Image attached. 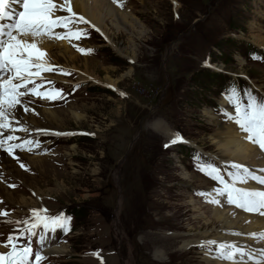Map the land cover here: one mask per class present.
Wrapping results in <instances>:
<instances>
[{"label": "rangeland", "instance_id": "374dc122", "mask_svg": "<svg viewBox=\"0 0 264 264\" xmlns=\"http://www.w3.org/2000/svg\"><path fill=\"white\" fill-rule=\"evenodd\" d=\"M258 1L127 0L122 11L131 15L127 19L131 28L117 29L106 20L101 34L87 24L96 35L82 45L92 52L79 57L91 61L85 78L100 80L101 89L90 92L84 86L81 98L72 97L70 107L83 117L80 122L65 117L56 129L41 115L36 118L38 127L81 132L84 139L72 148L67 143L57 148L63 150L61 163L45 158L43 165L32 168L21 161L27 171L18 167L6 172L37 196L16 182L15 190L0 187L2 204L26 203L35 210L47 209V214L65 206L90 208L77 223L65 254L78 255L93 247L97 254L88 258L92 264H197L191 240L209 232L208 215L204 219L202 211L188 205L184 187L197 186L198 180L183 179L161 121H167L170 130L179 126L186 137L214 152L204 116L192 106L193 83L209 64L212 48L225 47L229 36L264 48V31L260 32L264 16L259 22ZM260 11L264 15V6ZM100 45L109 52V62L97 53ZM51 52L50 60L59 66L83 71V61L71 65L55 48ZM225 67L253 78L264 92V64ZM70 81L77 82L64 78V86ZM185 243L189 244L182 248ZM108 250L115 256L106 257ZM158 251L161 259L155 257Z\"/></svg>", "mask_w": 264, "mask_h": 264}, {"label": "snow or ice", "instance_id": "6c2138e0", "mask_svg": "<svg viewBox=\"0 0 264 264\" xmlns=\"http://www.w3.org/2000/svg\"><path fill=\"white\" fill-rule=\"evenodd\" d=\"M111 2L118 7L123 6L120 0H111ZM17 5L20 10L17 9ZM58 13H66V15ZM80 23L90 24V21L73 9V0H0V151L16 159L19 167L25 171L28 168L25 163L20 162L16 152H31L39 147V141L18 136L17 132H25L29 135L33 131L44 135H71V133H50L45 129L33 130L28 122L18 115V113L38 114L35 113V109L29 107L33 97L49 101L63 98L61 90L40 91L44 85L36 83L37 79H42L43 72L55 70L53 66L41 62L47 53L39 48L38 40L39 38L80 39L85 33L78 27H73ZM57 29L64 31L58 32ZM29 37L31 39H28ZM224 96L232 109L230 112L225 111L227 118L246 134L244 139L247 142L258 146L264 152V95L231 85ZM176 142L177 138L171 141V143ZM196 166L198 171L220 185L212 190L215 196H212V193H200L206 197L211 196L208 203L221 205V200L216 199L218 196L229 206H235L246 213H258L264 216V189L237 186V184L247 185L249 181L264 185V176L256 174L258 171L264 172V168L253 169L242 163L226 162L222 169L217 163L205 161L201 157L196 158ZM222 170L227 173L230 182L221 175ZM9 187L14 188L15 185L10 184ZM47 212V209L32 210L31 219L23 221L28 228L19 230V235H9L8 241L3 245L9 248V251L0 253V264H42L47 258L43 255V247L48 234H54L57 229L66 232L71 220V217L62 214L50 216ZM0 215L7 216L8 213L0 212ZM8 222L21 223V221ZM39 228L43 229L37 239L40 247L34 251L32 238L37 237L36 229ZM25 233H27L26 237ZM232 234L264 242V231ZM25 238L27 243H19ZM199 247L204 248L214 259L224 261L226 264H264V246L253 247L249 244L210 239L202 241Z\"/></svg>", "mask_w": 264, "mask_h": 264}, {"label": "bare ground", "instance_id": "6f19581e", "mask_svg": "<svg viewBox=\"0 0 264 264\" xmlns=\"http://www.w3.org/2000/svg\"><path fill=\"white\" fill-rule=\"evenodd\" d=\"M16 7L18 10H20L18 5ZM73 9L77 11L79 14L83 15L88 21H90V24L88 25L91 27L94 25L95 27L93 28H95L96 30L98 29L97 31L100 32L101 34H103L102 27L106 20H111L112 22H114L115 27L117 29L119 28L125 29V27H130V28L132 27V25L127 22V19L130 18L131 15L129 16L128 14L123 12L121 9L114 7L112 3H110L109 0H73ZM58 14L66 15V13H58ZM28 39H31V37H29ZM38 46L41 50L47 53V56L42 58V61H41L44 64H48L50 63V61H53L52 59L50 60V58L52 57L50 52L54 50L55 48L56 50H58L57 53L61 54L64 59H68V62L70 61L71 65L77 60H81L85 63L84 69L82 72L80 70H79L80 72L77 71L78 70L77 68L76 69L72 68V70H75L80 75L78 76L79 78L83 76L84 78H81V79H89V80H92L102 85L100 83L101 82L100 80L97 81L94 78H85L86 75H90L87 64L90 63L91 61L87 58L80 59L79 56L78 57L74 56L71 50H68L69 47L67 46V43H63L60 40H58L57 42L56 39L54 38L53 39L39 38ZM53 63L57 66L59 65L56 62H53ZM65 68H69V66ZM106 82L108 83V85L113 87V84H114L113 80H110L108 78ZM59 109H49V108L40 109L39 108V109H36V112L39 115H41L45 121L57 126L55 127L56 129H59V127L63 123L62 120L65 117L66 118L69 117L74 122H80L83 120V117L80 116V114L79 115L77 114L76 108L69 107L67 109H62V108H59ZM18 115H20V117L23 120H26L29 125L38 126L37 120L35 117H31L23 113H18ZM153 126L154 128L155 127L159 128L158 123H154ZM210 134H212L210 137V144L212 145L215 151L214 154L217 155L222 160L228 159V161H232V162H236V161H239L242 163L245 162V164H248V165H257V166L264 165V162L260 161L257 153L251 147V143L248 142L247 145L244 144V142H246V140L244 139L245 135H243L242 137L241 135L240 137L237 136L232 126L228 128H219V129L213 130ZM16 135L21 136V133L16 134ZM168 139L169 141H171L169 137ZM74 149H70V150H74ZM19 159L20 161L25 162L27 165H29V167H32V168L43 165L42 163L46 160L45 158L37 157L34 155H25V154H20ZM0 168L3 169L5 172L13 173L16 169H18V166H16V162L11 161L10 158H8L5 154H3L0 151ZM182 177L185 180L191 179L190 176H187L185 174H182ZM19 183H20V186L24 187L28 192L32 193V191L29 188H27L24 183H21V182ZM198 183H200L199 180H198ZM1 186L3 185L0 184V187ZM5 194L8 195L7 193ZM32 195H35V194L32 193ZM36 196L37 195H35L34 197ZM8 199L10 201V198ZM187 203L189 206H194L193 209L196 208L197 211H202L204 219L208 215V217L205 220V224L209 225L211 229L208 230L209 232L207 231L204 232V235L202 237L220 238L222 239L221 241H232V242H236L240 244H249V245H252L253 247L264 246V242L259 243L260 241L258 242V241L249 239L245 236L234 235L233 237L230 238L228 235H225L226 232H230V231L234 233L236 232H249V233L250 232H256V233L262 232L264 230V221H252L251 218L247 216L239 215L236 213L227 214L225 211H220L216 208H210L208 211H206V210L201 209L200 207L195 206L191 200H188ZM9 205H12V206L21 205L24 207L29 206V205H26V203L25 204L24 203L22 204H10L9 203ZM202 237H198V238H202ZM193 241H194V238L191 240V242ZM188 244L189 243H185V245H182V248H186ZM57 251L64 252V249L59 248ZM155 257L157 259H161L162 253L158 251ZM97 259H100V258H97ZM207 264H217V263L208 261Z\"/></svg>", "mask_w": 264, "mask_h": 264}, {"label": "water", "instance_id": "95a60500", "mask_svg": "<svg viewBox=\"0 0 264 264\" xmlns=\"http://www.w3.org/2000/svg\"><path fill=\"white\" fill-rule=\"evenodd\" d=\"M122 162V160L117 164V167H116V169H115V172L117 173V171H118V167H119V164Z\"/></svg>", "mask_w": 264, "mask_h": 264}]
</instances>
